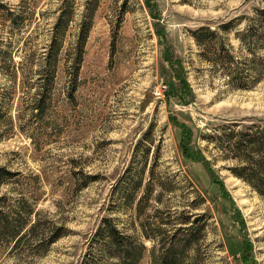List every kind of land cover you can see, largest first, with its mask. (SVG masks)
Segmentation results:
<instances>
[{"label": "rangeland", "instance_id": "rangeland-1", "mask_svg": "<svg viewBox=\"0 0 264 264\" xmlns=\"http://www.w3.org/2000/svg\"><path fill=\"white\" fill-rule=\"evenodd\" d=\"M258 7L0 0V264H112L105 218L137 264H264V196L214 140L264 122V79L233 88L190 36Z\"/></svg>", "mask_w": 264, "mask_h": 264}, {"label": "trees", "instance_id": "trees-1", "mask_svg": "<svg viewBox=\"0 0 264 264\" xmlns=\"http://www.w3.org/2000/svg\"><path fill=\"white\" fill-rule=\"evenodd\" d=\"M244 21L242 30L233 28ZM234 32L239 44L238 53L230 46L227 34ZM190 36L207 61L213 68L218 69L227 83L236 89H249L264 79V9L254 8L253 15H242L215 26H202L190 31ZM85 38V36H84ZM55 41L52 48H54ZM53 68V62H48ZM78 62L74 68L77 70ZM228 132L225 128L217 132L214 140L223 142L226 157L233 159L237 164L233 168L236 177L242 179L252 187L259 195L264 196V122L252 121L250 124L237 123ZM210 173V170L208 171ZM36 216V214H35ZM26 220L20 224L14 237L17 244L22 239L34 234L39 227V220L26 214ZM47 234H42L46 239ZM60 235L51 233L46 242L54 243ZM101 237L104 245L115 261L112 264H137L141 257V248H132L128 239L118 228L112 224L109 218L102 220V224L96 234ZM41 237V236H40ZM22 240V241H21ZM141 246V245H140ZM106 252V251H105ZM107 253V252H106ZM97 260V261H96ZM100 259H94L92 264H101Z\"/></svg>", "mask_w": 264, "mask_h": 264}]
</instances>
